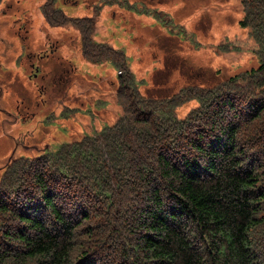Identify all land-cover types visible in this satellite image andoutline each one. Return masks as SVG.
Masks as SVG:
<instances>
[{"label":"trees","instance_id":"obj_1","mask_svg":"<svg viewBox=\"0 0 264 264\" xmlns=\"http://www.w3.org/2000/svg\"><path fill=\"white\" fill-rule=\"evenodd\" d=\"M241 2L257 65L168 97L143 94L124 51L93 38L94 12L42 3L50 25L78 28L89 60L120 71V111L4 167L0 264H96L102 248L115 264H264V0Z\"/></svg>","mask_w":264,"mask_h":264},{"label":"rangeland","instance_id":"obj_2","mask_svg":"<svg viewBox=\"0 0 264 264\" xmlns=\"http://www.w3.org/2000/svg\"><path fill=\"white\" fill-rule=\"evenodd\" d=\"M44 1H0V175L12 159L43 155L119 115L113 82L118 69L79 51L74 25H50L41 10ZM55 5L71 17L94 12L93 38L124 51L136 86L148 96L211 85L258 63L254 42L239 25L241 0H55ZM153 10L165 13L166 21ZM239 47L245 49L241 54ZM41 60L51 63L43 67L45 79L31 74L41 72L35 66ZM40 82L46 93L37 87ZM195 104L187 101L175 113L183 116Z\"/></svg>","mask_w":264,"mask_h":264},{"label":"flooded vegetation","instance_id":"obj_3","mask_svg":"<svg viewBox=\"0 0 264 264\" xmlns=\"http://www.w3.org/2000/svg\"><path fill=\"white\" fill-rule=\"evenodd\" d=\"M47 64H51L50 61H47ZM32 66H33V65H32ZM42 69H43V67H42ZM32 75H37V73L32 72ZM41 78H42V79H45V74H41Z\"/></svg>","mask_w":264,"mask_h":264}]
</instances>
